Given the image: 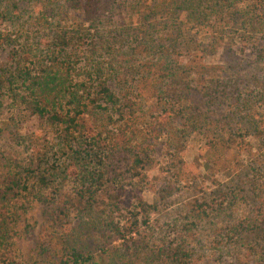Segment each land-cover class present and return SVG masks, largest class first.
<instances>
[{
    "label": "trees",
    "instance_id": "trees-1",
    "mask_svg": "<svg viewBox=\"0 0 264 264\" xmlns=\"http://www.w3.org/2000/svg\"><path fill=\"white\" fill-rule=\"evenodd\" d=\"M34 3L43 8L37 30H50L48 37L0 29V48H9L12 61L0 70V111L8 97L57 132V140L37 151L34 167L3 193L5 199L17 197L31 182L37 190L50 230L36 244L38 263L103 264L111 248V264L118 259L121 264H264V168L253 180L260 198L255 213L241 217L227 196L197 201L157 232L152 214L171 190L165 187L161 202L152 204L135 182L145 179L154 161L155 138L169 137L174 161L183 149L168 125L209 116L189 99L193 91L211 109L227 104L226 116L214 121L217 129L230 138L253 136L264 147V113H254L264 104V0H154L150 5L170 19L193 23L213 37V44L232 45L239 38L251 49L253 71L233 69L235 75L225 78L205 63L188 62L179 71L172 62L177 43L171 47L155 35L162 21L138 28L142 37L131 47V28L110 27L105 33L101 24L116 19L118 0H0V19L17 23L22 5ZM71 11H80L90 28L64 25ZM233 28L243 31L238 35ZM169 78L179 87L171 88ZM152 100L162 112H152L145 130L141 118ZM8 223L4 219L0 225V251L9 246Z\"/></svg>",
    "mask_w": 264,
    "mask_h": 264
},
{
    "label": "rangeland",
    "instance_id": "rangeland-1",
    "mask_svg": "<svg viewBox=\"0 0 264 264\" xmlns=\"http://www.w3.org/2000/svg\"><path fill=\"white\" fill-rule=\"evenodd\" d=\"M153 2L154 0H118L116 19H103L101 27L104 28L105 33L110 27L121 29L120 32L128 27L131 28L132 45L129 44L131 47L140 41L139 37H142L141 34L139 36L138 28L162 21L165 26H158L155 35L160 42L171 44V47L177 43L178 47L173 52L172 62L176 68L179 67V71H181L180 65L183 66L188 62L208 64L216 75L222 73L223 78L228 74L232 76L233 69L241 73H246L249 69L253 71V66L250 65L251 49L241 45L239 38L232 45L222 41L213 44V37L211 38L193 23L170 19L166 13L158 9L151 11ZM42 9L40 3L23 4V17L14 24L0 19V29L11 32L25 29L29 31L25 32L27 35L33 32L38 39L46 38L50 30L39 32L36 25ZM63 23L72 29L86 30L91 26L80 11H71ZM236 30L237 28H233V31ZM240 31H236L238 35ZM9 54V48H0V70L11 66ZM108 57L109 55H106L102 59ZM96 58L99 60L98 56ZM172 80V78L167 79L169 86L178 88L179 86ZM189 99L194 105L201 106V111L207 112L209 116L205 115L200 120L194 118L188 122V125L181 123L168 125L166 129L170 131V135H173V139L180 141V146H183L178 152L176 161L171 159L172 141L162 134L161 138L154 140H158L154 161L145 170V179L135 180L143 188L145 199L152 204L161 202L165 187L171 190L168 201L160 204V209L152 214V229L156 232L162 230L165 221L172 222L176 217L185 215L197 201L204 202L210 199L209 201L217 202L227 196L228 201H232V207L241 217L249 212L255 213L253 209L260 201L253 180H255L254 176L257 178L258 172L264 168L263 141L253 136L245 139L230 138L227 131L222 132L215 127L214 121L224 118L228 113L227 104L211 109L207 100L194 91ZM150 103L149 110L141 118V125L145 130L147 121L150 124L153 120L152 112H155V115L162 112V107L156 106V102L153 103L152 100ZM258 105L259 107H255L254 110L256 115L264 113V104L258 103ZM252 107L254 108V105ZM150 130L151 128L148 127V131ZM55 135L57 132L47 122L31 115L24 107L16 106L8 97L5 98L4 106L0 111V225L6 219L7 222L9 221L10 229L7 234L9 246L8 249L0 251L2 256L0 264H11L12 261L39 264L35 247L44 233L50 230L45 225L43 204L35 196L37 190L31 182L29 190L17 197L5 199L3 193L14 178L26 175L25 170L34 167L37 151L44 149L46 144L51 145V141L57 140ZM181 159L182 163H180ZM178 177L180 182L175 186L173 182ZM203 225L208 226L207 223ZM106 244L107 247H112L110 243ZM109 249L106 254L109 260L107 258L103 264L112 263L111 252L114 253V250ZM120 261L122 262L118 259L113 263L121 264Z\"/></svg>",
    "mask_w": 264,
    "mask_h": 264
}]
</instances>
